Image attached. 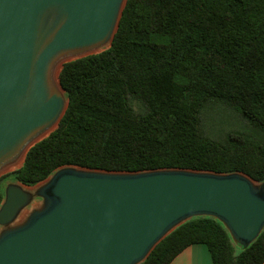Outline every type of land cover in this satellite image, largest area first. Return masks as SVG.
I'll list each match as a JSON object with an SVG mask.
<instances>
[{
	"label": "trees",
	"instance_id": "trees-1",
	"mask_svg": "<svg viewBox=\"0 0 264 264\" xmlns=\"http://www.w3.org/2000/svg\"><path fill=\"white\" fill-rule=\"evenodd\" d=\"M60 123L0 177L32 187L61 167L186 169L264 182V0H127L106 50L65 63ZM204 244L213 264L264 263V229L243 248L193 218L141 264Z\"/></svg>",
	"mask_w": 264,
	"mask_h": 264
},
{
	"label": "water",
	"instance_id": "water-1",
	"mask_svg": "<svg viewBox=\"0 0 264 264\" xmlns=\"http://www.w3.org/2000/svg\"><path fill=\"white\" fill-rule=\"evenodd\" d=\"M126 2L0 0V177L57 129L68 101L56 67L109 48ZM13 182L0 204V264H141L197 217L243 248L264 229V182L242 173L65 166L35 192ZM35 197L43 206L15 224Z\"/></svg>",
	"mask_w": 264,
	"mask_h": 264
},
{
	"label": "crops",
	"instance_id": "crops-1",
	"mask_svg": "<svg viewBox=\"0 0 264 264\" xmlns=\"http://www.w3.org/2000/svg\"><path fill=\"white\" fill-rule=\"evenodd\" d=\"M170 264H213L204 244H193L179 253Z\"/></svg>",
	"mask_w": 264,
	"mask_h": 264
},
{
	"label": "rangeland",
	"instance_id": "rangeland-1",
	"mask_svg": "<svg viewBox=\"0 0 264 264\" xmlns=\"http://www.w3.org/2000/svg\"><path fill=\"white\" fill-rule=\"evenodd\" d=\"M17 166L11 165L9 167V169L7 170V172L3 173V174H7L10 171L16 169ZM9 183H14L12 180H6L3 183V187L5 188L6 185H8ZM42 183L37 184L36 186H32L30 188H24L27 191L30 192H35L37 189H39V187H41ZM41 206H43V200L39 197H35L32 199V201L30 202V204L24 209L22 210V212L20 213L18 219L16 220L15 224L17 223H21L22 221H24L29 214H31L33 211L38 210Z\"/></svg>",
	"mask_w": 264,
	"mask_h": 264
},
{
	"label": "bare ground",
	"instance_id": "bare-ground-1",
	"mask_svg": "<svg viewBox=\"0 0 264 264\" xmlns=\"http://www.w3.org/2000/svg\"><path fill=\"white\" fill-rule=\"evenodd\" d=\"M61 63H62V61L60 62V64ZM60 64L56 67V69L54 70V73H53V82L56 85L58 84V75H59V71H60ZM54 127H52L51 129H49L48 131H46L45 133H43L40 137H43L44 135L48 134ZM21 161H22V157L18 159L16 165H14V166H18L21 163ZM7 169H9V167ZM5 170H6V168H3L0 172H3Z\"/></svg>",
	"mask_w": 264,
	"mask_h": 264
},
{
	"label": "built area",
	"instance_id": "built-area-1",
	"mask_svg": "<svg viewBox=\"0 0 264 264\" xmlns=\"http://www.w3.org/2000/svg\"><path fill=\"white\" fill-rule=\"evenodd\" d=\"M262 264H264V263H262Z\"/></svg>",
	"mask_w": 264,
	"mask_h": 264
}]
</instances>
